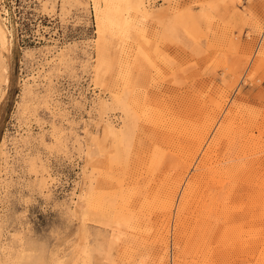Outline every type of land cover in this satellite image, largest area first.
I'll return each instance as SVG.
<instances>
[{"label":"rangeland","instance_id":"rangeland-1","mask_svg":"<svg viewBox=\"0 0 264 264\" xmlns=\"http://www.w3.org/2000/svg\"><path fill=\"white\" fill-rule=\"evenodd\" d=\"M0 222V264H264V0H0Z\"/></svg>","mask_w":264,"mask_h":264},{"label":"clouds","instance_id":"clouds-1","mask_svg":"<svg viewBox=\"0 0 264 264\" xmlns=\"http://www.w3.org/2000/svg\"><path fill=\"white\" fill-rule=\"evenodd\" d=\"M2 228L3 222H0V230ZM17 245L10 249L16 255L15 264H46V246L42 240L34 245H28L24 239H21Z\"/></svg>","mask_w":264,"mask_h":264},{"label":"bare ground","instance_id":"bare-ground-1","mask_svg":"<svg viewBox=\"0 0 264 264\" xmlns=\"http://www.w3.org/2000/svg\"><path fill=\"white\" fill-rule=\"evenodd\" d=\"M200 137V135L198 136ZM197 138V137H196ZM202 139V138H201ZM199 142V140H197ZM201 142L199 143H202V140H200ZM199 143H197L199 145ZM200 146V145H199ZM200 148V147H199ZM197 151V150H196ZM183 158H182V161H184V167L188 168L192 161L194 160V157H195V149H190L188 148L187 151H185V154H183ZM203 164V163H201ZM197 178V176H196ZM196 178H195V175L191 176V178L189 179L185 189L183 190L182 192V195H181V198H180V201H179V204L177 205L178 209H177V216H179V218H181V215L183 214L184 210L186 209V207L189 205V201H190V197L192 196V193L194 192L195 190V185H196ZM169 206H167V208H165L166 210H172L173 208V205H174V202H170V204H167ZM90 208V206H89ZM91 210V209H90ZM188 210V209H186ZM89 212V211H88ZM91 213V212H90ZM183 216V215H182ZM185 216V215H184ZM183 216V217H184ZM179 221V220H178ZM182 222V221H181ZM180 224V223H179ZM182 224V223H181ZM181 226V225H180ZM178 228V227H177ZM182 228V227H181ZM180 231V230H179ZM178 232V231H177ZM181 232V231H180ZM179 233V232H178ZM180 234V233H179ZM185 238V237H184ZM178 239V238H177ZM192 240V239H190ZM191 242V241H190ZM195 243V241L193 242Z\"/></svg>","mask_w":264,"mask_h":264}]
</instances>
